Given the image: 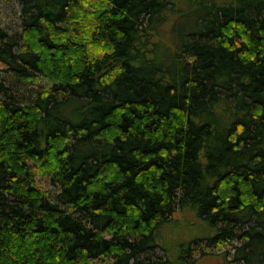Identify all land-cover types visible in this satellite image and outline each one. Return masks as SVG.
Segmentation results:
<instances>
[{
  "label": "trees",
  "instance_id": "trees-1",
  "mask_svg": "<svg viewBox=\"0 0 264 264\" xmlns=\"http://www.w3.org/2000/svg\"><path fill=\"white\" fill-rule=\"evenodd\" d=\"M17 3L0 264H264V0ZM177 214L209 233L160 244Z\"/></svg>",
  "mask_w": 264,
  "mask_h": 264
},
{
  "label": "rangeland",
  "instance_id": "rangeland-1",
  "mask_svg": "<svg viewBox=\"0 0 264 264\" xmlns=\"http://www.w3.org/2000/svg\"><path fill=\"white\" fill-rule=\"evenodd\" d=\"M0 28L9 35H16L17 32H20L17 0H0ZM49 85L50 82L44 77L38 76L36 83H24L21 85L19 91L24 93L34 87L47 88ZM36 180L40 183L41 187L50 192V195H54L57 192L56 187L51 185L47 179L37 177ZM175 218L178 220L177 224L165 225L159 233L157 241L166 247H173L178 243L186 242L194 236H202L209 233V229L201 221L196 222L190 217L189 219H185L182 214H177ZM211 252L217 255L200 257L196 260V264H226L224 255L220 254L221 251L212 250ZM153 256L162 257L163 255L159 249H155Z\"/></svg>",
  "mask_w": 264,
  "mask_h": 264
}]
</instances>
